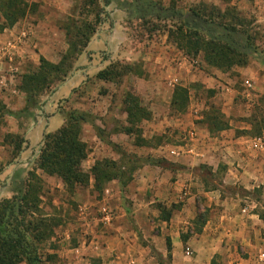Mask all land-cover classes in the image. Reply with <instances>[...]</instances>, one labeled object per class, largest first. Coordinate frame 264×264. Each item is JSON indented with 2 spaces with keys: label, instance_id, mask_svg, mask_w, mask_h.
<instances>
[{
  "label": "rangeland",
  "instance_id": "1",
  "mask_svg": "<svg viewBox=\"0 0 264 264\" xmlns=\"http://www.w3.org/2000/svg\"><path fill=\"white\" fill-rule=\"evenodd\" d=\"M147 1L152 2L153 10H148ZM220 1L217 6L213 0H111L105 7L102 0H47V29H39L43 36L40 45L32 44L17 61L6 59L11 65L0 69V212L7 202L19 199L17 216L40 264H133L126 258L129 246H148V256L159 261L143 238L147 227L139 228L134 219L140 199L155 190L141 189L138 169H134L138 164L117 153H127L122 147L126 139L118 137H123L120 131L130 129L136 142L141 132H146L153 145L165 141L178 146L185 139L187 132L176 138L180 132L170 127L165 132L138 127L143 114L138 108L154 102L146 96L148 90L164 88L167 93L172 88L163 80L148 83L147 64H157L151 55L157 43L167 29L181 24L180 19H185L193 6L201 5L200 11L214 22L232 25L248 34L256 46L260 43L257 54L241 59L246 60L244 67L251 59L264 67V10L261 14L242 12L231 6V0ZM156 5H175L181 18L157 19ZM101 8L108 16L99 14ZM146 11L150 15L143 17ZM168 36L175 41V34ZM40 59L57 68L41 66ZM190 59L202 76L197 73L194 82H180L189 89V109L200 117L195 122L211 128L214 121L210 116L232 113L234 119L252 122L251 133L264 140V94L260 92L264 70L259 71V81H254L248 74L236 72L241 65L218 70L204 64L202 53ZM7 111L14 116L6 115ZM71 115L85 120H72ZM66 165L82 176L70 175ZM119 166H125L119 170L120 182L111 179ZM173 171H167L168 185L175 180L170 174ZM156 175L161 179L159 172ZM205 178L212 185L220 180ZM262 189L264 186L255 189L253 198L259 201L264 217ZM152 205L160 219L181 208L180 203L168 209L157 202ZM207 213V209H197L201 218H194V232L201 231L204 224L200 222ZM114 218L125 220L123 229L132 228L134 245L131 237L121 236V225L112 229ZM152 218L156 220L155 214ZM167 257L164 263L170 264ZM14 263L27 264L18 257Z\"/></svg>",
  "mask_w": 264,
  "mask_h": 264
},
{
  "label": "crops",
  "instance_id": "2",
  "mask_svg": "<svg viewBox=\"0 0 264 264\" xmlns=\"http://www.w3.org/2000/svg\"><path fill=\"white\" fill-rule=\"evenodd\" d=\"M25 1L33 5L31 10L11 28L0 32V69L4 65H11L6 59L17 61V56L25 57L24 52L29 51L32 44L33 47L39 46L43 37L39 29H47V0ZM213 2L217 6L221 4L220 0ZM37 4L39 10H36ZM262 5L264 0H231V6H237L238 11L246 10L253 14H261L264 10ZM164 34L162 41L157 43L155 54H151L157 64H147L150 71L147 70L146 78L149 77L148 83L163 80L172 88L167 93L164 88L156 92L148 90L146 96L150 100L154 98V102L140 109L149 113L150 117L140 119L137 126H147L154 132L161 129L165 132L170 127L180 132L181 136L177 135L176 138L184 136L186 132L187 134L178 146L165 141L153 145L145 137L146 132H141L140 140L136 142L133 133L120 131L123 137L118 138L126 139L122 147L127 153L139 158L162 159L176 167L174 171L150 165L138 169L137 178L140 179L141 189L144 186L152 187L155 193L140 199L134 215L135 222L139 228L147 227V230H143L144 240L152 245L163 260L170 255V264H261L257 256L264 252V217L262 207L253 198V193L255 189L264 186V152L253 143L258 137L251 133L252 122L234 119L232 113L222 114L227 127L220 131H215L214 128L211 131L195 122L200 117L189 109V89L180 81L184 79L194 82L197 73L198 76H202V73L196 72L193 60L178 48L177 42L170 40L168 33ZM259 64L256 59H251L247 67H234H238V74H248L254 81H259V71L264 70ZM184 70L187 74L190 70L189 75ZM199 82L204 84V81ZM183 88L186 95L181 92ZM223 88L219 90L221 93ZM260 92L264 94V87ZM178 93L183 95L182 99L178 97ZM123 124L126 126V120ZM152 132L148 134L151 136ZM113 142H118L115 137ZM167 171H173L170 174L175 179L169 185ZM156 172H159L161 179ZM206 175L220 177L219 183L208 184ZM148 177H151L150 183ZM155 202L166 209L180 203L181 208L172 210L170 216L160 219L155 208H152ZM198 208L207 209L208 213L201 231L196 233L193 231V220ZM121 212L122 209L115 211L114 215ZM154 214L156 220L152 218ZM124 221L123 218L115 219L112 229H118L120 225L123 229ZM121 232H124L121 235L124 239L131 237L134 245L132 228L130 230L125 227ZM167 241L170 244L169 251ZM148 249V246H129L126 258L133 264H159L148 256ZM136 254H139L138 258Z\"/></svg>",
  "mask_w": 264,
  "mask_h": 264
},
{
  "label": "trees",
  "instance_id": "3",
  "mask_svg": "<svg viewBox=\"0 0 264 264\" xmlns=\"http://www.w3.org/2000/svg\"><path fill=\"white\" fill-rule=\"evenodd\" d=\"M102 1L105 7L109 6L111 3V0ZM147 2L149 3L147 4L148 10H153V8H151L152 2ZM32 7L33 5L28 4L25 0H0V16L2 18V22L0 23V32L6 28H11L15 23L22 20ZM156 7V10H154L155 12L157 11L156 18L159 20L172 21L182 15L180 14V11L176 9L175 5L169 7L156 5ZM200 7L201 5L193 6L186 14L187 17H185V19H180L181 24L179 23L176 27L174 26V29H167L168 35H176L175 41L179 46L178 48L185 51L186 55L194 59L199 53H202V61L205 65L218 70H226L230 69L234 65L244 66V62L246 60L242 61L241 57H248L257 54V46L248 34L242 33L232 25L214 22L212 18L206 16L200 11ZM101 13L108 16V13L104 10V8L100 9L99 14ZM144 15H150L149 11H146L142 16L144 17ZM179 18H181V16ZM200 36H203V38L200 39ZM190 48H193V50H190ZM40 63L41 66L45 68L48 67L51 70L57 68L47 64L44 59H40ZM181 92L186 95V90H181ZM178 97L182 99L183 95L178 93ZM0 110H3V108L0 107ZM138 111L143 113L139 116V119H149V113L140 108H138ZM5 114L8 116H14V113L9 111ZM71 117H73L72 120L76 121L85 120L81 115L79 117L71 115ZM210 117H212L214 122L209 130L212 131L214 128L215 131H220L227 127V125L223 122L224 117L221 113L218 112ZM132 118L133 116L129 115L130 121ZM95 130L98 132L97 128ZM126 132L130 133L131 130L128 129ZM108 145L117 148V146L113 143L109 142ZM117 153L120 158H131L134 163L138 164L137 167H134V169H139L143 165L155 166L162 169H172V165L162 159H141L135 155H129L122 150L117 151ZM121 169L125 170V166L116 167L115 175L111 179H116L120 182L121 177L119 176V170ZM66 170L71 173L70 175H74V177L79 178L82 176L76 172L74 174L70 165H66ZM60 175L64 176L62 174ZM18 200V198H14L12 201L7 202L0 212V264H15L14 260L16 257L24 260L27 264H40V259L36 253V249L30 244L29 238L25 234V231L18 219ZM21 200L22 199H20V202ZM197 218H201V216H198ZM195 223H197V219L193 221V225ZM200 223L203 225L205 223V218ZM199 232L200 230L196 233ZM2 247H8L9 249L3 251ZM169 248L170 245L167 243L168 251ZM167 260L170 261V255H168ZM158 262L159 264H165L161 257H159Z\"/></svg>",
  "mask_w": 264,
  "mask_h": 264
},
{
  "label": "built area",
  "instance_id": "4",
  "mask_svg": "<svg viewBox=\"0 0 264 264\" xmlns=\"http://www.w3.org/2000/svg\"><path fill=\"white\" fill-rule=\"evenodd\" d=\"M250 86V85H249ZM253 143L255 144V146H257L261 151L264 152V140L261 139V138H257L253 141ZM173 154V152L171 153ZM257 259L258 261L261 263V264H264V252L262 253H259L258 256H257Z\"/></svg>",
  "mask_w": 264,
  "mask_h": 264
}]
</instances>
